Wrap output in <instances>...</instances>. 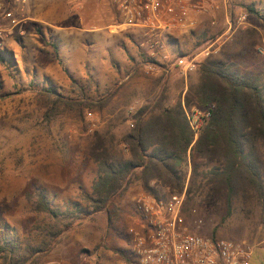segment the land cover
Masks as SVG:
<instances>
[{
	"label": "rangeland",
	"instance_id": "1",
	"mask_svg": "<svg viewBox=\"0 0 264 264\" xmlns=\"http://www.w3.org/2000/svg\"><path fill=\"white\" fill-rule=\"evenodd\" d=\"M16 3L23 4L17 0H1L0 5V27L5 31L0 38V237L16 235L25 244H35V240L44 236L48 225L54 222L37 206L39 195L45 194L62 212L79 204L83 210L79 215H88L82 220L79 215L74 216L79 224L66 232L55 249L36 264H127L132 251L127 231L136 216L133 199L145 190L133 184L123 196L116 197L110 206V219L105 212L92 213L85 195L92 192L97 167L85 160L86 139L93 130L102 129L110 130L119 141L133 128L131 123L135 122L133 116L138 109L164 88L167 103H177L182 86L179 79L161 84L160 78L153 82L146 77L139 69L144 59L134 41H131L133 52L123 45V51L111 58L110 64L102 55L96 54L89 62L83 54L74 57L65 54L62 36L83 38L84 32L67 29L69 27L59 29L49 22L27 23L21 9L15 7ZM69 3L64 8L45 7L44 13L38 14H45L47 20L64 26H81L79 18L85 19L89 8L83 5L77 10ZM35 11L34 8L32 15H36ZM9 12L13 17L7 16ZM251 12L253 19L264 20V11ZM220 15L216 17H220V25L210 24L206 38L197 36L194 40H185L183 48L205 50L216 35L224 33L209 51L225 43L224 51L235 52L236 35L248 31L244 29V22H248V0H228L227 16L233 24L229 31L225 15ZM206 22L209 24L208 20ZM235 27H238L236 34L233 33ZM129 33L117 36L130 38ZM171 42L168 38L171 57L180 56L183 49ZM258 42L246 58L248 71L232 72L240 80L251 78L264 95V56L258 51L264 40ZM43 45L49 46L51 52L34 54L38 52L36 47ZM124 60L128 61V68L121 70ZM43 62L49 64L48 69ZM159 69L166 71L165 67ZM130 72L131 77L124 81ZM117 87L118 93L103 112L55 107L45 92L52 88L65 97L96 100ZM154 87L157 88L155 94ZM186 108L208 109L195 103ZM184 217L193 231L204 235L247 243L248 235H260L257 224L261 217L252 218L248 203L240 199H236L232 207L224 199L215 213L196 206Z\"/></svg>",
	"mask_w": 264,
	"mask_h": 264
},
{
	"label": "trees",
	"instance_id": "2",
	"mask_svg": "<svg viewBox=\"0 0 264 264\" xmlns=\"http://www.w3.org/2000/svg\"><path fill=\"white\" fill-rule=\"evenodd\" d=\"M234 53L223 48L209 55L200 64V83L186 95L185 106L195 103L211 109L197 139L183 102L168 104L165 88L138 109L133 128L119 141L110 130L89 133L84 157L97 167L92 192L85 195L92 213L105 212L110 219L113 200L133 184L157 199L186 189L184 214L196 206L215 213L224 199L229 207L236 199L248 203L253 192L264 196V95L251 78L240 80L234 75L233 65H227ZM118 91L117 87L96 100H83L45 90L55 107L100 112ZM37 206L54 222L35 244H25L16 235L1 236L0 264L38 263L79 224L73 217L83 214L79 204L62 212L45 194L39 195Z\"/></svg>",
	"mask_w": 264,
	"mask_h": 264
},
{
	"label": "built area",
	"instance_id": "3",
	"mask_svg": "<svg viewBox=\"0 0 264 264\" xmlns=\"http://www.w3.org/2000/svg\"><path fill=\"white\" fill-rule=\"evenodd\" d=\"M25 4L28 0H17ZM228 0H113L118 21L109 26L114 33H136L137 46L152 72L164 67L171 57L168 38L176 30H190L192 10L208 11L209 7L227 11ZM1 5V0H0ZM13 17L12 12L7 13ZM0 27V38L4 35ZM264 56V45L258 47ZM196 66L190 63L187 70ZM185 114L197 139L211 118V109L184 106ZM134 126V123H131ZM186 189L164 199L142 191L134 201L136 216L127 233L131 240V258L127 264H250L252 248L246 241L204 235L187 224L183 208ZM133 255V257H132Z\"/></svg>",
	"mask_w": 264,
	"mask_h": 264
},
{
	"label": "crops",
	"instance_id": "4",
	"mask_svg": "<svg viewBox=\"0 0 264 264\" xmlns=\"http://www.w3.org/2000/svg\"><path fill=\"white\" fill-rule=\"evenodd\" d=\"M190 1L195 2L196 0ZM46 2H48L47 5ZM67 2H70V5H75L77 10H80L83 5L89 8L85 11V19H83L82 16L79 18L81 26H64L60 23H56L55 21L53 22L47 20V17L44 16L45 14H38L40 11L44 13L45 7L64 8ZM15 7H17V9H21L24 16L23 20L27 23L41 22L45 24L49 22L59 29L69 27L67 29L76 28L78 31L84 32L82 33L84 35L83 38L79 36L68 38H64V36H62L61 38L64 53L69 54L72 57L77 54H83L88 60H90L89 62H92L94 56L97 54L100 56H105L106 63L110 64L109 61L111 58L119 55L121 50L123 51V45L125 46L124 48L126 50L131 52L134 51L133 44L135 43L137 46L138 35L136 33H129L130 38H123L122 36H117L118 33H114L109 29L110 25L118 21V12L113 0H28V2L25 4L16 3ZM34 8L36 9V15H32ZM258 9L262 12L264 11V0H248V22H244V29H248V31L236 35V51L231 58V61H229L227 64L228 66L229 64L233 65L231 67L233 72L235 71L237 73L238 70L240 72L241 70L248 71V61L246 58L254 51V47L259 43L258 41L264 40V20L257 18L253 19L250 17V13H252L251 11H258ZM220 14L225 15V22L229 23V31L233 24L229 22L227 11L223 6H221L220 9L211 8L210 6L208 11L192 10L191 17L194 21L193 27L188 31L183 29L176 30L169 36L172 41L171 44L176 45V47L179 46L180 49H183V53L179 54L180 56L173 58L170 55V62H168L166 65H163L166 71L156 69L149 73L145 69L144 60L139 66L141 72L146 77L151 78L153 82L160 78L159 80L161 81V84H169L173 83L174 80L179 79V82L182 86L180 100L183 102V105L185 104V98L189 89L196 87L200 83V64L204 62L209 55H216L222 52V47L225 44L221 43L216 49L209 51L212 46L221 40V38L224 36V33L219 34L218 36L216 35L215 38L213 37L214 41L211 43V45L208 46L207 49L199 52L197 51L198 48L194 47L190 48L189 50H185L183 48L184 41L194 40V38L197 36L205 37L208 33L207 29L210 28V24L214 26L218 24L220 25V17L219 19L216 18L217 16H221ZM207 20L209 21V24H207ZM237 29L238 27H235V32L233 33L236 34ZM131 41H134L133 44ZM194 46H197V43ZM36 49L38 52H35L34 54L41 52L44 55L47 52H51L49 46L43 45L41 47H36ZM78 50L80 51L78 52ZM234 57L239 58L234 59ZM190 63H193L196 66L193 70H187V66ZM90 64L93 65V63ZM42 65H46V68L48 69L47 66H49V64L43 62ZM127 66L128 61L124 60L121 65V70L128 68ZM136 69L137 67H135L134 71H136ZM131 74L132 73L130 72L124 81L128 80L131 77ZM156 90L157 88L154 87L152 92L155 94ZM262 177L264 179V176ZM248 212L252 214V218L255 215L256 217H261L258 219L259 222L257 224V230L260 233L259 237H256L255 234L253 235V233L248 235V244L252 248V258L250 264H264V196L259 198L253 192L252 195L248 197Z\"/></svg>",
	"mask_w": 264,
	"mask_h": 264
}]
</instances>
